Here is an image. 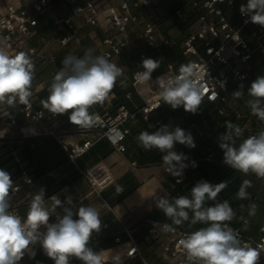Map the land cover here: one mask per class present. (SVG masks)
I'll use <instances>...</instances> for the list:
<instances>
[{"label":"clouds","instance_id":"1","mask_svg":"<svg viewBox=\"0 0 264 264\" xmlns=\"http://www.w3.org/2000/svg\"><path fill=\"white\" fill-rule=\"evenodd\" d=\"M239 10L242 16L248 17L246 22L264 27V0H247ZM9 48L7 41L0 39V105L27 107L33 95L35 64L28 52L11 53ZM141 65L143 71L137 72L135 78L141 84L150 83L152 73L160 63L144 58ZM123 74L121 67L104 55L95 54L94 49H87L82 56L68 54L52 78L49 95L42 101L43 108L53 114L68 113L72 124L83 129L91 128L100 117L90 109L105 102ZM206 76L204 66L202 70L188 63L181 65L172 75L157 77L154 83L164 104L172 109L183 107L184 111L196 114L208 92L210 80ZM246 93L249 97L247 107L264 125V75L257 76ZM232 95L235 99L243 98L244 85L241 84ZM209 99H215V95ZM242 135L241 126L225 122V131L218 138L223 163L244 175L253 174L264 179V127L237 144ZM137 142L146 151L157 149L163 153L161 159L165 171L175 177H181L189 166L185 163L188 158L175 151V145L196 146L190 132L167 125L151 133L141 131ZM196 166L192 162V167ZM227 187V180L217 184L199 181L192 187L190 195L171 200L164 196L154 199L156 207L171 221L160 226L162 232L173 233L176 231L174 226H182L185 222L205 225L179 239L178 248L184 256V264H260L264 242L253 246L243 241L240 233L230 226L236 214L229 201L207 204L215 201ZM251 187L250 180H243L237 198L249 199L247 190ZM14 190L11 173L0 168V264H20L26 254L34 259L37 245L54 264H72L73 259L81 264H124L119 251H97L90 246L93 234H98L102 227L96 207L81 203L77 208L71 194L65 195L63 200L57 195L46 200L45 189L41 187L32 196L26 215L21 217L11 210ZM256 207L255 203L249 205L250 216L255 215Z\"/></svg>","mask_w":264,"mask_h":264},{"label":"built area","instance_id":"2","mask_svg":"<svg viewBox=\"0 0 264 264\" xmlns=\"http://www.w3.org/2000/svg\"><path fill=\"white\" fill-rule=\"evenodd\" d=\"M51 1L32 0L30 6L9 4L6 7L5 12L0 15V39L7 41L11 53L24 51L28 52L31 57L38 56L35 42L42 40L43 37L36 28L37 16L48 10L54 11L51 8ZM183 1L196 13L198 27L184 36L180 45V52L187 64H195L202 70L204 66L207 72L206 79L214 83L208 82V92L204 101L215 104L216 111L224 118V125L226 121L233 122L234 119L244 118L241 126L243 138L257 133L262 128V124L257 117L251 114L248 107H246L245 112L228 108V86L229 82L251 85L257 76L264 75L251 74L248 64L255 50L259 51V59L264 62V27L260 26V32L252 31V36L243 35L241 29L250 21L246 22L248 17L241 15L242 20L239 27L234 28L225 16L224 7L234 6L235 0H222V2L220 0ZM240 1L242 4L247 3V0ZM152 4L153 0H118L116 3L108 4L105 8L108 23L105 34L97 43L87 46L86 50L94 49L95 54L104 55L114 63L116 57L132 52L134 47H132L129 39L130 35L141 38L145 46L159 50L166 39L157 30L154 22L155 9ZM101 13L102 11L95 0H81L74 6L72 12L67 14L53 13L57 25L62 30L61 34L54 38L56 44L59 47H64L72 41L79 44L81 39L76 35L77 27L74 24V19L80 17L85 24L96 26ZM175 14L180 16L181 9H176ZM239 14H241L240 10ZM32 38L34 40L29 43ZM253 39H255L256 45H253ZM140 58H145L143 52L140 53ZM50 61L54 62L55 57L51 56ZM117 66L123 69L121 65L117 64ZM58 70L54 71L53 77ZM141 71H143L141 68L135 69L129 80L135 93L142 99V103L133 109L119 105L114 114L101 113L94 108L92 112L96 113L100 120L91 128L83 129L77 125L70 130L58 128L55 126V119L58 114H53L44 109L42 102L37 104L34 94L29 106L17 105L14 107V112L8 114V119L10 123L15 124V115L22 117L28 124L29 137H51L64 153L66 163L70 164L75 172L86 181L91 192L100 196L105 188L114 185L115 192L121 193L122 187L114 184V177L103 164L95 163L90 167L83 168L78 163V159L99 139H105L110 146L119 152L125 151L124 141L129 133V128L125 126V123L127 121L135 122L138 119L143 122L149 121L150 115L163 103L154 81L161 75L174 74L177 71V63L166 62L165 71L151 77L150 83L141 84L136 80L135 74ZM221 84L223 87H220ZM213 95H215V99H209ZM129 96L130 93H126V97ZM155 124L163 125V121L156 119ZM92 131H96V136L90 134ZM181 179L182 177H176V181ZM31 183L32 179L26 175L16 179L14 181L15 190L11 193V198ZM75 204L77 207V202ZM11 210L24 217L17 206L12 205ZM143 222L147 224V234L158 240L166 258L173 259L175 264H184V256L178 248V241L183 234L192 231L174 226L175 232L164 233L160 230V226L167 222L155 219H145L134 228H127L122 225L130 244L125 251V256H137L144 261L135 237L132 235V231L139 228ZM244 222L248 223L249 221L245 218ZM107 226V223L102 224V228ZM232 228L240 233L243 241L249 242L253 246L264 242V223L259 225L256 235L243 234L238 227ZM41 230L43 231V229ZM99 234L100 232L94 233L92 240L98 238ZM115 241H118V238H115ZM36 248L43 252L39 245ZM261 263L264 264V253L261 254Z\"/></svg>","mask_w":264,"mask_h":264},{"label":"trees","instance_id":"3","mask_svg":"<svg viewBox=\"0 0 264 264\" xmlns=\"http://www.w3.org/2000/svg\"><path fill=\"white\" fill-rule=\"evenodd\" d=\"M80 1L81 0H52L51 8L54 5L58 6V3L62 2V4L68 6V8H70V12H72L74 6ZM178 8L181 9L180 16L175 14V10ZM52 10H55V8H52ZM169 12V15H159L156 12L154 15V22L157 25V30H161L163 36L166 39V42L162 44L159 50L146 46L142 50L133 51L129 57H125L124 54L116 57L114 59V63H117L118 65H121L123 67L124 74L118 79L115 87L110 93L111 99L109 103L106 104V106L104 105L101 107L97 106L96 104L90 109L91 112L94 108H96L101 113L114 114L116 108L119 105H124L128 109H133L142 103V99L135 93L129 80L135 69H143L141 65L143 59L140 58L141 52L145 54V58H152L154 60H158L160 63V67L153 71L152 77L163 73L166 69H163V66L166 67V62L168 61L176 62L177 70L181 65L184 64L181 62V58L183 56L180 52V45H177L175 39L172 38L171 35H169L168 29L172 27L177 28L181 32V38L183 40L185 35L195 30L192 29L191 26L197 23V16L194 11H192L188 6L184 4L183 0H178V3L176 0L175 6H173L171 11ZM166 19H169L170 22L165 23L167 22ZM36 28L39 33L45 34L47 36L57 37L62 32L54 19L53 13L50 10L37 16ZM253 57L254 56H252L251 60L249 61V71L251 72V74H262L261 67L262 65H264V62L260 61L259 57L257 59H254ZM62 60L63 58L58 60L57 69H60L62 67ZM122 62L126 66L123 65ZM241 84L244 85L245 95L241 99H236V101L238 103H241V101H243L244 109L240 111L245 112L247 107L246 101L248 99L246 92L247 88L250 87V85L248 83L229 82L228 94L229 101L235 99L232 93L236 90H239V86ZM128 92L130 93V96L126 97V93ZM68 116V113L58 114L55 119V126L60 129L67 130L74 128L75 125L69 121ZM156 119H161L163 121V125H167L171 128L180 127L185 131L189 126L192 127V129H197L198 127V130L202 131L197 133L196 146L207 147V153H205L201 158H190L189 160L187 159L185 161V163H187L189 166L184 170V176L182 177L180 182H177L176 177H174L172 179H169L165 183L164 186L168 192L167 198L171 200L180 195H190L192 187L195 186L196 182L199 179H203L204 181L212 184H217L227 180L228 187L225 188L220 194H218V197L215 201H208L207 204L212 205L217 202H223L224 200L229 201L230 206L233 208L236 214L233 221L230 222V226L238 227L243 234L256 235L259 225L257 222L252 221V217L248 214L249 205L251 203H260L262 213H264V179H259L253 174L244 175L236 170L231 169L229 166L223 163V151L219 147L218 138L220 134L225 131V125L223 124L224 118L216 111L215 104L204 101L199 111L196 114H192L184 111L183 107L172 109L167 104L162 103L161 106L150 115L148 122H143L140 119L135 122L130 121V123H132V126L129 129V133L126 136L125 141L130 134L132 140L134 142H137V136L141 131L147 130L151 133L159 129L162 125H156ZM243 121L244 118H239L234 119L233 123L242 126ZM262 127H264V125H262ZM39 137L49 138L50 141L53 140L48 136ZM34 138L36 137L15 136L0 138V168H3L10 172L13 181L23 175H26L30 177L32 179V183H34L47 173L45 172V166L40 163L39 159L36 157L33 148L34 143H36V140ZM242 139L243 136L240 140H237V144H239ZM55 145L56 147H58L56 143ZM136 147L137 151L135 153L138 154V156H141V158L138 159L139 164H154L162 162L161 158L163 153H160L157 149L146 151L142 147ZM174 150L176 151V147L174 148ZM63 162H66V160L64 159ZM192 162H195L197 166L192 167ZM245 179L250 180L252 183V187L247 190L250 194V198L240 200L237 198L236 193L238 192L240 185ZM137 185L138 183L134 182L133 184L125 188L122 196L128 194ZM245 218L248 219V223L244 222ZM152 219L171 223V221L165 217L164 213L160 209L159 211H157V213L153 214ZM146 226L147 225L145 224V222H143L139 228H142L143 231L146 232ZM203 226L205 225L199 223L196 225H191L189 222H185L182 226L177 227L187 231H194ZM142 233L140 232V234ZM152 241L157 242V244L159 245V242L156 238L152 237ZM90 246H92L96 250H100L109 246V244H107L101 238H96L91 240ZM35 251V258L29 259L30 261L28 262V264H37V262H39V264H54V262L38 248H35ZM159 260L160 259H158L155 264H160ZM72 264H81V262L79 260L73 259Z\"/></svg>","mask_w":264,"mask_h":264},{"label":"crops","instance_id":"4","mask_svg":"<svg viewBox=\"0 0 264 264\" xmlns=\"http://www.w3.org/2000/svg\"><path fill=\"white\" fill-rule=\"evenodd\" d=\"M31 1L32 0H0V15L5 12V9L9 4L30 6ZM95 1L102 11L99 17V22L96 26H89L85 24L83 19L80 17L74 19V24L77 27L76 35L80 37L82 41L85 40L88 35H91V29H95L99 33V38L95 41L96 43L104 36L108 24L105 8L108 4L116 3L118 0ZM154 1L155 0H153L152 6L156 10L154 7ZM58 4L59 5L55 6V10L52 13H70V8H68V6L62 4V2ZM241 4L242 2L240 0H235V4L232 6L237 14L239 13ZM227 8L228 6L224 7V12ZM228 21L230 22V20ZM230 24L233 26L231 22ZM39 34H41L43 38L42 40L35 42L37 44L38 56L31 57L33 61L42 56V50L44 48L40 47L43 43H45V41H48V43L49 40L55 42V36H47L42 33ZM46 36L48 37V40L45 39ZM32 40H34V38L30 39L29 43H31ZM81 40L79 44L81 43ZM71 43H73V46L79 45L74 41ZM69 45L71 44L64 47H57L56 49L57 51L63 50L61 51L63 53V59L71 52L68 48ZM261 73L264 74V67H261ZM49 85L43 88V85L40 83L38 84L36 78H34L32 93L35 95V101L37 104H40L49 95ZM105 103L108 104L109 102L106 101ZM13 112L14 108L7 105H0V138L15 136L29 137L28 124L25 123L22 117L15 115L16 123H10L8 114ZM125 126L130 129L132 123L130 126L126 124ZM201 131L202 130L198 129H192V131H189L188 129L186 130V132H190L192 134L195 145H197V133ZM90 134L96 136V131H92ZM34 139L36 140V143H34L33 148L36 157L39 159L40 163L45 166V172L47 173L42 178L17 192L13 196L12 205L17 206L22 215L25 216L32 196L38 193L41 187L45 189L46 200L52 195H57L61 200H63L65 195L71 194L74 202H77V208L81 203L96 207L100 213L102 224H108L106 228L101 227L98 238L103 239L107 244H109V246L97 251L117 250L123 255L124 264H134L136 259H140L137 256H125V251L130 244L122 225L127 228H134L138 223L144 221L145 219H152L153 214L159 211L155 205L154 199L158 196L168 197V192L164 185L169 179L175 177L165 171L163 162L154 164H139L138 159L141 158V156H138L135 152L137 151L136 146H140L136 145L138 143L132 140L131 134L128 135L125 141L126 149L123 152L115 150L105 139H99L84 155L78 159V163L83 168L90 167L95 163L103 164L114 177V184H118L122 187V192L117 193L114 190V185H111L100 193V197L96 193L91 192L89 185L75 172L71 165L63 162L65 156L61 150L56 147L53 140L50 141V139L46 137H36ZM175 147L176 151L178 153H184L188 160L190 158H201L205 153H207L206 146H195V148H189L185 145L177 143ZM183 176L184 174L181 177ZM199 181L204 180L199 179L197 182ZM134 182H137L138 185L128 194L122 196L124 189ZM258 210H261V207H258ZM58 211L60 210L58 209ZM54 219L55 218L53 217L52 220ZM261 223H264V219L258 221V225ZM140 232L143 233L140 234ZM132 235L135 237L143 259H168L162 252L157 242L152 241V237L144 232L142 228H137L132 231ZM115 238H118V241H115ZM105 254L107 256L108 253L106 252ZM29 259V256L26 254L20 261V264H28L30 261ZM172 263L175 264L174 262ZM260 264L262 263L260 262Z\"/></svg>","mask_w":264,"mask_h":264},{"label":"rangeland","instance_id":"5","mask_svg":"<svg viewBox=\"0 0 264 264\" xmlns=\"http://www.w3.org/2000/svg\"><path fill=\"white\" fill-rule=\"evenodd\" d=\"M154 2H155L154 7L156 8V10H155L156 13H158L159 15H163V14L169 15L170 14L169 11H171L173 6H175L176 0H155ZM177 3H178V0H177ZM52 8H55V5ZM225 16L233 24V27H239L241 20H242V17H241V14H239V13L237 14V12L235 11V9L233 7L228 6V8L225 11ZM166 21L167 22H165V23L170 22L169 19H166ZM156 27H157V25H156ZM191 27H192V29H196L198 27V23L193 24ZM252 31L259 32L260 26L250 22L248 25L244 26L241 29V33L243 35L245 34V36H252ZM158 32L160 34H162L161 30H158ZM168 33H169V35L172 36V38L175 39V42H177V45H181V42H182V38H181L182 36L181 35L182 34L177 28L172 27V28L168 29ZM90 34L91 35H88L85 38V40H83V41L81 40V43L79 45H75L76 47L72 45L73 43H69V44H71L68 47L71 50V52L69 54H73L76 56H82L84 54V52L86 51L87 46L95 44L96 43L95 41H97V38H99V35H98L99 33L97 30L91 29ZM45 39L48 40V37L46 36ZM129 39L132 43V47H134V48H132V52L135 50L136 51L142 50L144 47H146L144 45V42L142 41V39L137 37L136 35H130ZM253 45H256L255 39H253ZM57 47H59V46L54 41L49 40V43H48V41H45V43H43L42 46L40 47V48H44L42 50V52H43L42 56L39 58H36L33 61L35 64V76H34V78H36L38 84L40 83L41 85H43V88L48 86L49 84H51L54 70L57 68V62H58V60L63 58V56H62L63 53L61 52L63 50L57 51L56 50ZM130 54H124V55H125V57H129ZM51 56L55 57L54 62L50 61ZM253 56H254L253 57L254 59H257L259 57V51L255 50ZM181 62L184 64H187L186 59L184 57L181 58ZM248 64H249V62H248ZM123 65H125V64L123 63ZM262 67H264V65H262ZM164 68H166V67L163 66V69ZM110 99H111V94L108 96V98L105 100V102L106 101L109 102ZM105 102L102 103V105L97 104V106H100V107L104 106V105H106ZM227 106H228V108L236 109L237 111L244 109L243 101H241V103H238L236 101V99H232L231 101H229V104ZM125 124L128 126L131 125L130 121L126 122ZM187 129L189 131H192V127H190V126L187 127ZM197 129H198V127H197ZM13 198L14 197H12L11 199L13 200ZM255 204L257 206L256 207V213H255V215H251L252 218L251 217L250 218L252 219V221L258 223V221H260L261 219H264V213H262V210H258V207H261V204L258 202ZM157 260L158 259H144V261L148 264H155V262ZM144 261L142 259H136L134 261V264H146ZM172 262H174L173 259H171V260L170 259H160L159 260L160 264H173Z\"/></svg>","mask_w":264,"mask_h":264}]
</instances>
